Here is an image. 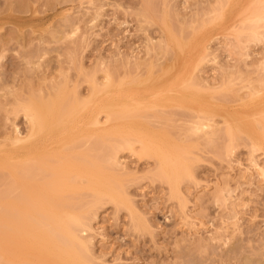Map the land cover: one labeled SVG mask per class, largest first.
I'll use <instances>...</instances> for the list:
<instances>
[{"label":"rangeland","instance_id":"rangeland-1","mask_svg":"<svg viewBox=\"0 0 264 264\" xmlns=\"http://www.w3.org/2000/svg\"><path fill=\"white\" fill-rule=\"evenodd\" d=\"M177 77L184 97L179 104L124 110L118 102L106 110L115 111L114 117L99 114L97 132L104 137L89 138L85 131L56 140L52 151L61 154L43 162L70 160L72 173L81 174L76 181L69 177L78 187L63 195L66 203L43 199V205L31 207L34 201L18 200L14 179L22 142L14 139L41 140L44 134L48 139L47 132L62 125L57 119L54 126V120L68 114L70 105V112L78 107L80 116L96 96L129 87L155 93ZM82 100L91 102L82 106ZM38 104L37 119L44 122L41 117L48 113L54 119L45 118L47 131L28 138L27 115ZM120 109L121 118L115 115ZM40 120L36 126L43 124ZM10 162L15 173L7 167ZM0 166V235L6 234L0 237V264H56L52 254L30 252L29 236L12 241L15 215L24 210L32 215L22 206L25 200L33 215L40 208L34 216L48 214L51 205L79 215L81 224L75 222L80 226L74 229L81 242L74 250L82 264H264V0H0ZM87 166L104 176L93 175ZM110 190L121 192L122 202L111 200ZM41 191L36 193L43 197L52 192ZM93 191L103 197L96 199ZM51 228L47 237L61 239V232Z\"/></svg>","mask_w":264,"mask_h":264},{"label":"bare ground","instance_id":"bare-ground-1","mask_svg":"<svg viewBox=\"0 0 264 264\" xmlns=\"http://www.w3.org/2000/svg\"><path fill=\"white\" fill-rule=\"evenodd\" d=\"M257 17V16H256ZM260 18V17H259ZM137 73V72H136ZM138 74H139V72H138ZM140 75V74H139ZM138 75V76H139ZM186 75H188L189 77L191 76V75H189V74H186ZM140 77V76H139ZM180 78L181 77H177V78H175V79H173L172 81H171V84L169 85V87L166 89V88H161L158 92H155V93H148V91H146V89H144V90H141V89H143V88H140L139 90H137L136 88H132L131 90H129L131 87H129V89H125L126 91H123L122 92V90H120V91H117V92H110V93H107V94H109L108 96H104V97H100V96H96L95 98H93L92 99V105H91V107H90V110H87L86 111V113H83V114H81L80 116H78V115H76L75 114V112L78 110L77 108H75L74 109V111L71 113L70 112V110L71 109H73V105H70V107L68 106V108L70 109L67 113L68 114H63V118H66V120H64L63 121V118L62 117H59V118H61V119H59V118H56L55 120H54V122L56 121L57 122V119L58 120H60V123H53L52 122V120L54 119L53 117H51V116H53L51 113H48V112H45L46 114L48 113V117H51V121L49 122L48 121V124H50V123H53L54 124V126H56L55 124H57V126L59 125V124H62L61 125V128L60 129H51V130H49L48 132H47V134L49 135V138L48 139H44L43 138V136L45 135H43V136H41V140L40 139H28L27 140V137H25L26 138V140L24 139V138H17L16 140L14 139V143L16 142V141H18V142H22V144H21V146H18V180H15L14 178V181H15V183H16V181L18 182V200L19 199H22V198H26V200L27 199H29V200H32V201H34V203H31V201H30V204H33V205H30L29 204V206H33L34 207V204L36 203V204H38L39 205V203L41 204V205H43V199H44V202L45 201H47L48 200V202H45V203H48V204H50V202H49V200H51V199H53V201H55L54 199H56L57 200V203L56 204H59L58 202H60V203H66V201H64V202H61V201H63L64 199L66 200V197L64 198V196L63 195H65V193L66 192H68V190L70 191L71 190V192H72V190L73 189H77V187H78V185H74V186H76V187H74L73 186V184L75 183L74 181V183H71V179L70 178H72V171H74L73 170V168H75L74 167V165L73 164H70L69 162H71L70 160H68L69 162H66L67 164H70V165H72L71 167H72V169H71V167H70V165H67L66 163H64L63 161L62 162H59V163H57L56 165H54L53 164V162L51 163L50 161H44L43 162V160L44 159H49L50 157H51V159H49V160H51L52 161V159L53 158H56V156H58V155H60L61 153H59L60 151H58L57 149H56V152L58 151V153L59 154H57L56 155V153L54 154V152H55V150L53 149V146H54V144L56 143V140L58 139V138H61V137H63V136H65L66 134H68V133H70V132H74V133H79V132H85V131H87V132H89V134H88V136H89V138L94 134L95 135V137H96V135L97 136H99V138H101V137H104V135L105 134H102L103 136H101L100 137V134L98 135V132H97V123L99 122V120H98V117H99V114L101 113V111H106V110H110V108H113V107H115V105H116V103H118V102H120L121 104L120 105H122L123 104V108H124V110H127V109H129V107H131L132 106V109H133V107H134V105H137V106H139V105H141V106H139V107H145V108H148V109H153V108H155L154 106L156 105H163V104H168V103H175V104H179L182 100V98H184L183 97V95L181 94V92H180V89H179V82H180ZM186 80L188 79L187 78V76H186V78H185ZM134 82V81H133ZM185 82V81H184ZM105 83V82H104ZM131 83V82H130ZM191 83V82H190ZM95 84V83H94ZM107 84V83H106ZM105 84V85H106ZM126 84V83H125ZM101 85H103V84H101ZM119 85V84H118ZM121 86H122V83H121ZM182 86V85H181ZM180 86V87H181ZM185 86H188V85H186L185 84ZM92 87H94V88H96L94 85H92ZM91 87V90H93V88ZM114 87V86H113ZM120 87V86H119ZM118 87V88H119ZM98 89H99V87H97ZM135 89V90H134ZM103 89H99V90H97L98 92L99 91H102ZM129 90V91H128ZM141 90V91H140ZM96 91V90H95ZM96 91V95H97V92ZM133 91V92H132ZM138 93H137V92ZM146 91V92H145ZM91 92V91H90ZM140 92V93H139ZM144 92H145V94H144ZM132 93V94H131ZM91 94H92V92H91ZM93 95H95V93H93ZM92 95V96H93ZM103 96V95H102ZM141 97L142 98H144L143 100H141ZM88 98V97H87ZM89 98L91 99V97H90V94H89ZM89 98H88V100H89ZM83 101L84 103L82 104L80 101V104H82V106L84 105H86L85 103H88V102H91V101ZM188 100H191V99H188ZM48 102H50V101H48ZM54 102H55V100H54ZM62 102V101H61ZM73 102V101H72ZM71 102V103H72ZM76 102V101H75ZM35 103V105H36V102H33V103H31V104H34ZM38 103V102H37ZM66 103V102H65ZM68 103V102H67ZM70 103V104H71ZM77 103V102H76ZM51 104V103H50ZM61 104V103H60ZM64 104V103H63ZM72 104H75V103H72ZM79 104V103H78ZM34 105V107L36 108V107H38V109L36 108H31L32 110L34 109V110H36V112L35 111H29V113H28V115H27V112H26V114L25 115H27L28 117H29V119H30V123H31V129H30V135L28 136V138L29 137H31V136H38V134L40 133V131H42L43 129H46V124H47V122H46V120L48 119V117H45L44 115H42L43 113H40L39 115H42V117H41V119H44V122L46 123H44L42 120H40V119H37V118H40V117H38L37 116V114H38V112H37V110H39V107H40V105L39 106H35ZM47 105H49V104H47ZM53 105V104H52ZM66 105V104H65ZM143 105H145V106H143ZM31 106V105H30ZM30 106H28V108L30 107ZM42 106H45L44 105V103L43 104H41V107ZM54 106H55V104H54ZM54 106H53V108H54ZM57 106V105H56ZM55 106V107H56ZM63 106V105H62ZM71 106H72V108H71ZM79 106V105H78ZM81 106V107H82ZM117 106V105H116ZM128 107V108H125V107ZM60 107V106H59ZM119 107H121V106H118V108ZM197 107V106H196ZM200 109V111L202 110V111H206V113L207 112H210L209 111V109L207 108V107H205V106H198ZM42 108H44V107H42ZM41 108V109H42ZM46 108V107H45ZM52 108V110L54 111L55 110V108L53 109ZM62 108V107H61ZM60 108V109H61ZM30 109V108H29ZM30 109V110H31ZM39 110V112H42V110ZM47 109V108H46ZM59 109V110H60ZM81 109V108H80ZM122 109V108H121ZM119 110V112H118V110H116L117 112H118V115L117 114H115L116 116H119L120 117V115H119V113H121L120 111H123L124 112V110ZM135 109V108H134ZM136 109H137V107H136ZM135 109V110H136ZM142 109V108H141ZM62 110H64V109H62ZM66 110L67 109H65V113H66ZM138 110H140V108H138ZM47 111V110H46ZM49 111V110H48ZM52 111V112H53ZM129 111H131V110H128L127 111V113L129 112ZM31 112V113H30ZM50 112V111H49ZM79 112V111H78ZM107 113V120H109L111 117H114V116H112L113 114H114V112H109V111H106ZM132 112V111H131ZM141 112V111H140ZM148 112V111H147ZM44 113V114H45ZM55 113L57 114V112L55 111ZM70 113V114H69ZM116 113V112H115ZM127 113L125 112L124 114H123V117H124V115H127ZM136 113V112H135ZM134 113V114H135ZM138 113H139V111H138ZM137 113V115L138 116H140L139 114ZM141 113H143L144 114V111L143 112H141ZM146 113V112H145ZM51 114V115H50ZM54 114V113H53ZM56 114H55V116H56ZM58 114H60V113H58ZM62 114V113H61ZM78 114V113H77ZM132 114V113H131ZM133 114V115H134ZM50 115V116H49ZM65 115V116H64ZM137 115H135L136 117H137ZM152 115V114H151ZM167 115V114H166ZM59 116V115H58ZM106 116V115H105ZM155 116H157V115H155ZM168 116V115H167ZM198 116V115H197ZM200 116V115H199ZM128 117H129V115H128ZM143 117H145V116H143ZM147 117H148V115H147ZM151 117V116H150ZM149 117V118H150ZM45 118H46V120H45ZM117 118V117H116ZM121 118V117H120ZM119 118V119H120ZM124 118H127L126 116L124 117ZM146 118V117H145ZM200 118H202V117H200ZM114 119V118H113ZM38 121V120H40L39 122H43V124H41V125H45V126H41L40 124H38V126H40V127H38V126H36L37 124H36V121ZM50 120V119H49ZM87 121V123L85 124V125H83V126H79L78 125V122H81V121ZM147 120V119H146ZM200 120V119H199ZM39 122H37V123H39ZM63 122V123H62ZM147 122H149V121H147ZM103 123H105V122H103ZM51 125V124H50ZM247 125H250V123H248ZM246 125V126H247ZM53 125H52V127H54ZM42 127H44V128H42ZM48 127V126H47ZM59 127V126H58ZM41 128V129H40ZM49 129V128H48ZM113 129V128H112ZM250 129V128H249ZM253 130V129H252ZM45 131H47V129L45 130ZM111 131H113V130H111ZM115 131V130H114ZM261 131V130H260ZM116 132V131H115ZM123 132V131H122ZM228 132V131H227ZM253 132H255V130H253ZM91 133V134H90ZM117 133V132H116ZM108 134V133H107ZM106 134V135H107ZM93 135V136H94ZM136 135V134H135ZM141 135V134H140ZM35 136V137H36ZM110 137H111V135H109ZM117 136V135H116ZM119 136V135H118ZM123 136V135H122ZM121 136V137H122ZM126 136V135H125ZM148 136V135H147ZM21 137H23V136H21ZM45 137V136H44ZM109 137V138H110ZM113 137L115 138V136L113 135ZM112 137V138H113ZM138 137H140V136H138ZM143 137V136H142ZM231 137H232V135H231ZM88 138V137H87ZM107 138H108V135H107ZM108 138V141L110 140ZM124 138V137H123ZM123 138H121L122 140H123ZM133 138V137H132ZM141 138V137H140ZM79 139V138H78ZM128 139V138H127ZM148 139V138H147ZM152 139V138H151ZM88 140V139H87ZM96 140V139H95ZM98 140V139H97ZM103 140V139H102ZM101 140V141H102ZM107 140V139H106ZM121 140V141H122ZM129 141H130V143H132L131 142V140H130V138L128 139ZM141 140V139H140ZM139 140V141H140ZM73 141H75V140H73ZM100 141V140H99ZM104 141V140H103ZM117 140H115L114 142H116ZM125 141V140H124ZM127 141V140H126ZM125 141V142H126ZM145 141V140H144ZM148 141V140H147ZM72 142V141H71ZM123 142V141H122ZM128 142V141H127ZM74 143V142H73ZM99 143V142H98ZM103 143V142H102ZM104 143H105V141H104ZM116 143H119V142H116ZM149 144H150V146H152L151 144V142H148ZM111 144V143H110ZM141 144L143 145L144 144V146L146 147V144L145 143H143V140L141 141ZM258 144V143H257ZM14 145V144H13ZM71 145V144H70ZM106 145V144H105ZM113 145H115V144H113ZM63 146V145H62ZM62 146H61V148H62ZM69 146V145H68ZM116 146V145H115ZM114 146V147H115ZM118 146V145H117ZM125 146H126V144H125ZM127 146H129L130 147V144L129 143H127ZM176 146V145H175ZM174 146V147H175ZM259 146V145H258ZM63 147H65V145L63 146ZM119 147H122L121 146V143H120V146ZM143 147V146H142ZM147 147H148V145H147ZM177 147V149H176V152L178 151V146H176ZM175 147V148H176ZM112 148H113V146H112ZM117 148V147H116ZM124 148V147H123ZM163 148V147H162ZM117 149H119V148H117ZM116 149V150H117ZM150 149V148H149ZM149 149H148V151H149ZM157 149H160L161 150V148H157ZM166 149V148H165ZM54 152H53V151ZM123 150V149H122ZM145 150H147V149H145ZM163 150V149H162ZM172 150V149H171ZM17 151V150H16ZM102 151V150H101ZM121 151V150H120ZM167 150H165V152H166ZM170 151V150H169ZM99 152H100V150H99ZM103 152V151H102ZM101 152V153H102ZM109 152V151H108ZM153 152H154V150H153ZM17 153V152H16ZM111 153H112V156L114 157V155H113V153L114 152H112L111 151ZM145 153H148V152H145ZM155 153V152H154ZM153 153V154H154ZM156 153H158V151L156 152ZM160 153V152H159ZM164 153V152H163ZM173 153V152H172ZM172 153H170L171 155L170 156H172ZM174 153H175V150H174ZM115 154V153H114ZM165 154V153H164ZM105 155V154H104ZM158 155V154H157ZM156 155V156H157ZM169 155V154H168ZM175 154H173V156H174ZM176 155H178V154H176ZM101 156V155H100ZM166 156H167V154H166ZM53 157V158H52ZM63 157H64V155H63ZM108 157H111L110 155H108ZM176 157H178V156H176ZM179 157H180V155H179ZM179 157H178V159H179ZM182 157V156H181ZM37 158L38 159H40V163L39 164H34V163H36L35 162V159L37 160ZM66 158V157H65ZM97 158V157H96ZM159 158H161V154H160V157ZM171 158V157H170ZM10 159V158H9ZM31 159H33L34 160V163H31V164H29L30 162H32V160ZM57 159V158H56ZM97 159H99V157L97 158ZM96 159V160H97ZM110 159V158H109ZM31 160V161H30ZM63 160H65V159H63ZM96 160L94 161L95 162V164H97L96 163ZM99 160H102V158L101 159H99ZM161 160V159H160ZM177 160V159H176ZM180 160V159H179ZM162 161H164V160H162ZM7 162V161H6ZM160 162V161H159ZM168 162H170L169 161V159H168ZM172 162V161H171ZM173 162H174V160H173ZM176 162V161H175ZM174 162V163H175ZM167 163V162H166ZM181 163V162H180ZM9 164H10V166H12L13 168H11V169H14V167L16 166H13V165H11V162L10 163H8L7 164V167L9 166ZM95 164H94V166H95ZM159 164V163H158ZM160 164H161V162H160ZM159 164V165H160ZM162 164H163V162H162ZM170 164V163H169ZM169 164H167V166L169 165ZM173 164V163H172ZM178 163H176V165H177ZM3 165V164H2ZM176 165H172L171 167H169V168H172L173 166H176ZM76 166V165H75ZM163 166H164V164H163ZM1 167V166H0ZM69 168V170H67L68 168ZM90 167L91 166H89V169H90ZM162 167V166H161ZM165 167V166H164ZM163 167V168H164ZM176 167H178V166H176ZM10 168V167H9ZM51 170V172H48L47 174L45 173V171L46 170H49V169ZM67 168V169H66ZM94 168V167H93ZM157 168H158V166H157ZM182 168V166L180 167V169ZM15 169H16V167H15ZM15 169H14V173H15ZM76 169H77V167H76ZM85 169V168H84ZM88 169V166H87V168H86V170ZM88 169V170H89ZM91 169H92V167H91ZM90 169V170H91ZM95 169V168H94ZM94 169H92L93 170V172H92V174L93 175H95V174H97L98 173V169H97V167H96V171L94 170ZM161 169V168H160ZM174 169H176L175 167H174ZM179 169V168H178ZM0 170H1V168H0ZM3 170H5L4 168H3ZM82 170V169H81ZM168 170V169H167ZM76 171H78V170H76ZM99 171H100V169H99ZM102 171V170H101ZM162 171V170H161ZM170 171V170H169ZM172 171V170H171ZM171 171L169 172L170 173V175H172L173 174V172H175L174 173V177L176 176L175 174H176V171L174 170V171H172V173H171ZM178 171H180V170H178ZM2 172V171H1ZM5 172H7V171H5ZM79 172V171H78ZM81 172V171H80ZM79 172V173H80ZM84 172H85V170H84ZM95 172H97V173H95ZM156 172H157V170H156ZM156 172L154 173L155 175H157L156 174ZM166 173L167 171H166V167L163 169V173ZM77 173V172H76ZM88 174H90L89 173V171L87 172ZM100 173V172H99ZM98 173V174H99ZM103 173H104V171H103ZM106 173V172H105ZM163 173H162V175H163ZM168 173V174H169ZM2 174H3V172H2ZM6 174V173H5ZM13 174V173H12ZM17 174V173H16ZM83 174V173H82ZM97 174V175H98ZM102 173H100L99 175H101ZM107 174V173H106ZM167 174V175H168ZM74 176V178H73V180L75 179V181H76V177L78 176L79 177V175H81V174H77V175H75V174H73ZM84 175H87L86 174V172H85V174ZM103 175V174H102ZM169 175V176H170ZM179 174H177V176H178ZM13 176H14V174H13ZM104 176V175H103ZM102 176V177H103ZM106 176V175H105ZM168 176V177H169ZM172 176V177H173ZM6 177H8V176H6ZM10 177V176H9ZM12 177V176H11ZM70 177V178H69ZM77 177V178H78ZM81 178L83 177V176H80ZM89 177H91V176H89L88 175V178ZM96 177V176H95ZM158 177V176H157ZM167 177V178H168ZM171 177V178H172ZM17 178V177H16ZM84 178V180H85V177H83ZM82 178V179H83ZM88 178L86 177V179L88 180ZM93 178V177H92ZM99 178V177H98ZM98 178L95 180V178H93L92 179V181L93 180H95L96 182L98 181ZM107 178H108V175H107ZM107 178H105V179H107ZM170 178V179H171ZM9 179V178H8ZM11 179V178H10ZM90 179V178H89ZM101 179V178H100ZM104 179V182L106 183V180ZM109 179H110V176H109ZM108 179V180H109ZM162 179V178H161ZM165 179H166V176H165ZM175 179V178H174ZM176 179H178V178H176ZM86 180V181H87ZM91 180V179H90ZM89 180V181H90ZM107 180V181H108ZM167 180V179H166ZM88 181V182H89ZM94 181V182H95ZM101 181V180H100ZM103 181V180H102ZM168 181V180H167ZM82 182H83V180H82ZM91 182V181H90ZM175 182H176V180H175ZM174 182V183H175ZM11 183H13V182H11ZM10 183V184H11ZM14 183V184H15ZM86 183V182H85ZM91 183H93V182H91ZM98 183H99V181H98ZM173 183V182H172ZM17 184V183H16ZM75 184H77V183H75ZM102 184H103V182H102ZM102 184H100V185H102ZM107 184L108 183H106V184H104V185H106L107 186ZM176 184V183H175ZM104 185L102 186V188H105L104 187ZM16 186V185H15ZM30 188H29V187ZM87 186V185H86ZM91 186H94V187H92L93 188V190H95V187H96V189L99 187L98 186V184L96 185V184H92ZM90 186V184H89V187H91ZM98 186V187H97ZM174 186V185H173ZM27 187H28V189L30 190H28L27 189ZM80 187V186H79ZM84 187V186H83ZM108 187V186H107ZM110 187H112L113 188V186H112V184H111V186L109 185V188L108 189H111ZM81 188V187H80ZM91 188V189H92ZM101 188V187H100ZM116 188V187H115ZM42 189H44V190H42ZM79 189V188H78ZM90 189V188H89ZM108 189H106V190H108ZM38 190V192L39 191H41V193H47V192H49V191H52L51 193H47L46 194V196L45 197H43L42 195V197L41 196H39L38 195V192L36 193V191ZM46 190V191H45ZM86 190H87V188H86ZM112 190V189H111ZM110 190V192H112ZM114 190V189H113ZM73 191H75V190H73ZM117 191H118V188H117ZM117 191H115V192H112L111 194H112V196L109 194L108 195V197L110 196L112 199L111 200H115L117 203H118V197H119V200L121 201L122 200V198H121V196H122V194H121V192H120V196L118 195V193H117ZM120 191V190H119ZM94 193H96L97 191H93ZM93 192L91 193V194H93ZM100 192V193H99ZM105 192V191H104ZM109 192V193H110ZM108 193V192H107ZM106 193V194H107ZM97 195V197H96V199L98 198V195H100L99 197H101L102 195V193H101V191H98L97 193H96ZM44 195V194H43ZM94 195V194H93ZM118 195V196H117ZM23 196H26V197H23ZM105 196V195H104ZM107 196V195H106ZM103 197V196H102ZM109 197V198H110ZM95 198H93V200H94ZM100 199H102V198H100ZM26 200L24 201V202H26ZM29 200H27V203L29 202ZM20 201V200H19ZM52 201V202H53ZM114 201V202H115ZM119 201V202H120ZM24 202L22 203V206L23 205H25V208L24 209H27L28 208V210H29V212H31L30 214H32L31 216L29 215V214H27V210H26V212H25V210L23 211L24 212V214L26 213L27 215H25L24 216V214H22V212L20 211L19 213H18V215H15V217H18V223L16 222V218L14 217V216H12V217H14L13 218V220L16 222V224H14V225H16V227L18 226V228L14 231V230H12V227H10L11 228V231H14L15 232V234H14V232H13V234H14V236H13V234H12V237H14V238H12V241L13 242H16L18 239H20L19 238V236H22V235H27V236H29L31 239H32V242L30 243L31 244V247H32V249L30 250V252L31 253H34V254H36V253H38V252H42V254L43 255H53L54 256V258H53V260H54V263H56V264H82L83 263V260H82V262H80V258L78 259V253L79 252H77V254H76V252H75V247H76V245H78V243L79 242H81L80 240H78V239H80V238H78V236L76 235V231H75V226L77 227L79 224H81L80 223V221H79V215L76 213V214H74L73 215V213H74V211H73V213L72 212H70L69 210H67V212L69 211V213H67V212H63V211H59V210H56L54 207H51L50 206V210L48 211V214H46L45 213V215L44 216H42L41 217V215H43L42 213H41V215L40 214H38L37 216H34L36 213H38L39 212V209L40 208H38V212L35 210V212L36 213H34V215H33V212L34 211H31V208L30 207H27V203L26 204H24ZM122 202V201H121ZM120 202V203H121ZM124 202V201H123ZM67 203H69L68 201H67ZM20 203H18V207H20L21 206V204L19 205ZM51 204H54V203H51ZM61 205V204H60ZM65 205V204H64ZM36 206V205H35ZM55 206V205H54ZM69 206V205H68ZM72 206V204L70 205V207ZM37 207H40V206H37ZM60 207V206H59ZM13 208V207H12ZM52 208V209H51ZM58 208V207H57ZM64 208H66V207H63L62 209H64ZM72 208V207H71ZM19 209H21L22 210V208L20 207ZM35 209V208H34ZM33 209V210H34ZM44 209V208H43ZM55 211H54V210ZM61 209V208H60ZM67 209V208H66ZM42 210V209H41ZM44 210H46V208L44 209ZM74 210H76L75 209V207H74ZM78 210V209H77ZM76 210V211H77ZM81 210H83V209H81ZM12 212H14V210H12ZM61 212V213H60ZM84 212V211H83ZM72 213V217H66V216H68L69 214H71ZM80 213V212H79ZM22 214V215H21ZM67 214V215H66ZM21 215V216H20ZM77 215H78V217H77ZM23 216V217H22ZM28 216V217H27ZM26 217V218H25ZM33 217V218H32ZM60 217V218H59ZM81 218H82V216H80ZM9 218V217H8ZM28 218V219H27ZM66 218H69V220L72 218H74L72 221H69L68 219H66ZM31 219V220H30ZM8 220H10V219H8ZM10 222L11 223H9V222H7V223H9L11 226H13L14 227V225H12V219L10 220ZM74 224H73V223ZM75 222H78L77 223V225H75L76 223ZM83 222V221H82ZM6 223V224H7ZM75 225V226H74ZM9 226V225H8ZM49 226L51 227L52 226V228L51 229H57L58 230V232L60 231L61 232V236H62V238L60 239L59 237H60V235H59V233H57V231H55V232H53V233H57L59 236H58V238L60 239V241H63L62 243H60L59 244V239L56 237H54V236H49V234H48V237H47V235H46V232L48 233V231H46L48 228H49ZM80 226V225H79ZM82 226V225H81ZM16 227H14V228H16ZM75 228V229H74ZM17 230H18V232H17ZM49 230V229H48ZM50 231H52V230H50ZM10 232V231H9ZM4 235H6L5 233L4 234H1L0 235V237H1V239L3 238L2 236H4ZM10 235V234H9ZM47 237V238H46ZM0 239V240H1ZM5 239H6V237H5ZM8 240H9V237L7 238ZM14 239V240H13ZM58 239V240H57ZM10 240H11V238H10ZM11 241V242H12ZM2 242V241H1ZM10 242V241H9ZM12 242V243H13ZM18 242H19V240H18ZM52 242H55V245H56V247H53L52 245H51V243ZM81 244V243H80ZM79 246H81V245H79ZM79 246L77 247V248H79ZM4 247V246H3ZM41 247V248H40ZM76 248V249H77ZM4 249V248H3ZM58 249V250H57ZM0 250H1V248H0ZM77 251V250H76ZM78 251H79V249H78ZM1 252H3V251H1ZM2 256V255H1ZM0 256V257H1ZM5 258V257H4ZM3 258V259H4ZM8 262H9V259H8ZM40 262H41V260H37L36 261V264H40Z\"/></svg>","mask_w":264,"mask_h":264}]
</instances>
